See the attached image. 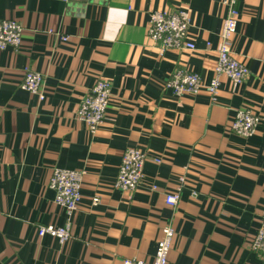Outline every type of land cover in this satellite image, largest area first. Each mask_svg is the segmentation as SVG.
Here are the masks:
<instances>
[{"label":"crops","instance_id":"0c3cea01","mask_svg":"<svg viewBox=\"0 0 264 264\" xmlns=\"http://www.w3.org/2000/svg\"><path fill=\"white\" fill-rule=\"evenodd\" d=\"M237 7L231 50L249 74L219 75L212 102L204 86L177 96L165 82L177 67L212 78L222 0H0V20L23 27L21 45L0 50V264L149 261L166 222L167 264H263L250 245L264 212V0ZM178 9L195 48L160 52L147 37L150 13ZM26 66L42 74L43 100L20 87ZM100 77L111 94L90 133L76 109ZM243 107L261 117L247 137L229 129ZM127 147L145 153L132 192L114 186ZM53 168L83 171L63 243L39 232L68 218L48 186ZM177 188L172 208L164 196Z\"/></svg>","mask_w":264,"mask_h":264},{"label":"built area","instance_id":"2783aa9c","mask_svg":"<svg viewBox=\"0 0 264 264\" xmlns=\"http://www.w3.org/2000/svg\"><path fill=\"white\" fill-rule=\"evenodd\" d=\"M238 0H222L226 13L219 31V46L214 67V74L207 83H203L201 76L185 68H175L165 82V87L171 89L173 94H195L204 86L214 102L219 88V75H225L235 83H240L248 74V67L236 59L231 50V40L236 32V20L239 15ZM189 14L188 10L178 9L173 12L154 10L150 13L147 26V37L160 52L170 49H194L195 44L188 38ZM49 33L53 30L49 29ZM23 27L15 19L0 20V50L7 46L18 48L22 42ZM59 38L66 40L67 36L59 34ZM209 44L208 42L206 43ZM43 76L29 67L24 68L20 87L43 100ZM110 83L104 77L97 78L92 87L82 96L76 116L84 122L90 133H95L105 119L106 110L110 99ZM260 115L249 107L236 109L229 124V129L242 137L250 136L255 126L260 121ZM145 153L138 147H127L123 150L114 182L116 188L123 191H134L143 177ZM83 178L82 170L53 168L49 177L48 186L54 191V202L62 206L67 215L63 226L46 224L39 226L41 234H49L59 243L71 237L70 216L77 208L80 199V187ZM181 177L180 181L183 182ZM98 196H93V203L98 202ZM179 201V188L167 192L164 202L175 208ZM161 235L157 240L154 256L151 260L124 259L123 264H167L168 251L172 245L174 228L170 222L161 227ZM251 248L258 252L264 264V212L260 218L259 226L251 241Z\"/></svg>","mask_w":264,"mask_h":264}]
</instances>
